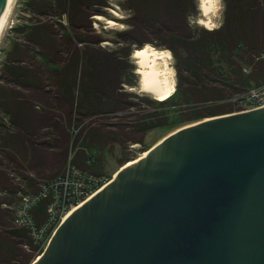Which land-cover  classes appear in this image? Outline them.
Here are the masks:
<instances>
[{
	"label": "trees",
	"instance_id": "16d2710c",
	"mask_svg": "<svg viewBox=\"0 0 264 264\" xmlns=\"http://www.w3.org/2000/svg\"><path fill=\"white\" fill-rule=\"evenodd\" d=\"M30 1L35 21L19 27L0 74V264H31L40 253L14 217L43 183L69 166L106 182L111 175L101 153L108 143L144 144L155 129L168 134L244 110L241 96L264 85V59L258 58L264 0H224V22L213 29L191 23L195 0H125L130 16L128 27L116 32L117 48L104 45L93 26L95 17H110L108 0ZM147 43L175 58L177 85L169 97L150 100L127 89L137 82L128 64L133 47ZM134 157L128 153L119 167ZM49 202L46 197L34 208L37 222L46 219Z\"/></svg>",
	"mask_w": 264,
	"mask_h": 264
},
{
	"label": "water",
	"instance_id": "95a60500",
	"mask_svg": "<svg viewBox=\"0 0 264 264\" xmlns=\"http://www.w3.org/2000/svg\"><path fill=\"white\" fill-rule=\"evenodd\" d=\"M142 152L33 264H264V106L184 125Z\"/></svg>",
	"mask_w": 264,
	"mask_h": 264
},
{
	"label": "rangeland",
	"instance_id": "374dc122",
	"mask_svg": "<svg viewBox=\"0 0 264 264\" xmlns=\"http://www.w3.org/2000/svg\"><path fill=\"white\" fill-rule=\"evenodd\" d=\"M108 1L110 7H107L106 9L107 12L110 14V17H105V16H101V18L95 17L96 21L93 23V26L99 32H102L103 38L106 40L103 42L104 45L111 48H117L118 45L120 44L119 43L120 39L116 34V32L124 30L128 27L126 20L127 18H129L130 15H129V10L125 9L122 5L123 3H125V0H108ZM29 2L31 1L16 0L14 3L13 11L11 12V15L9 16V19L5 25L4 31L0 39V74H1L3 61L5 60L6 57V51L8 48H10L12 41L17 40L19 36L18 33L19 27L23 25V23L25 22L31 23L35 21L36 17L33 14H30L27 9L29 8L28 7ZM218 3H219L218 9L214 13V15H212L213 24L205 25L203 23H200L199 21L200 17H202L201 11L199 9L200 0H195L196 10L198 11V13L190 18L191 23L195 26H199L200 28L204 27L206 29H213L220 27L225 19V2L224 0H218ZM109 19L114 20L116 23L108 24L107 21ZM137 47L140 48L139 46L134 45L133 49L135 50L137 49ZM163 49H167V48H163ZM170 58L171 59L169 60V64H170V68L173 71L172 75L175 77L174 83L176 88L177 74L175 68V58L172 53L170 55ZM128 64L132 65V67L134 66L133 71L136 74V79H137L136 86H128L127 87L128 91L134 92L135 94L148 96L150 100H155V99L159 100L157 98V95H155L154 93H150L141 89L140 75L139 73H137L138 65L136 63L135 57L133 56V53L130 56ZM133 99L137 100V98H133ZM150 106L153 107L152 105ZM113 116L114 115H109L104 117L102 115L99 116V118H104L109 122H113L114 120L118 119L117 117H113ZM165 135H167L166 131L162 129H155L147 134V136L145 137L144 144L141 143L128 144L124 147L123 145L113 144L111 142L108 143L105 146L103 153H101L102 159L104 160L106 174L111 175V178H113L116 172L120 169L119 162L124 156H126L128 153L135 154L136 157L140 156L143 153L142 151L144 150L145 147L154 145L155 143L159 142Z\"/></svg>",
	"mask_w": 264,
	"mask_h": 264
},
{
	"label": "built area",
	"instance_id": "2783aa9c",
	"mask_svg": "<svg viewBox=\"0 0 264 264\" xmlns=\"http://www.w3.org/2000/svg\"><path fill=\"white\" fill-rule=\"evenodd\" d=\"M258 58L264 59V52ZM245 70L247 71V68ZM241 97L246 106L244 110L264 106V85L252 87ZM108 182L109 180L104 182L103 177L69 166L63 176L43 183L40 192L23 198L16 209L14 224L27 228L34 243L39 247L40 253L31 264L42 256L52 236L67 216ZM46 197H50L47 217L44 221L37 222L33 210Z\"/></svg>",
	"mask_w": 264,
	"mask_h": 264
},
{
	"label": "bare ground",
	"instance_id": "6f19581e",
	"mask_svg": "<svg viewBox=\"0 0 264 264\" xmlns=\"http://www.w3.org/2000/svg\"><path fill=\"white\" fill-rule=\"evenodd\" d=\"M16 0H7L6 5L2 11L0 20V39L4 31L5 25L13 11ZM218 0H200L199 9L202 17L200 23L205 25H212V15L218 9ZM101 18V16H97ZM108 24H115L116 22L109 19ZM171 51L167 49H159L150 43L137 48L133 52V56L137 63V73L140 75L141 89L157 95L158 99H163L172 95L175 91V77L172 75L173 71L170 68L169 60ZM176 130V129H175ZM147 152L142 153V157ZM138 160V159H137ZM137 160H132L126 163L125 166H130Z\"/></svg>",
	"mask_w": 264,
	"mask_h": 264
}]
</instances>
